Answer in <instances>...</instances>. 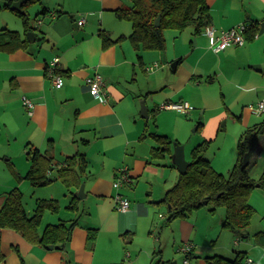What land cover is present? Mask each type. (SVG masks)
<instances>
[{
	"label": "crops",
	"instance_id": "0c3cea01",
	"mask_svg": "<svg viewBox=\"0 0 264 264\" xmlns=\"http://www.w3.org/2000/svg\"><path fill=\"white\" fill-rule=\"evenodd\" d=\"M36 3L32 9V5L28 9V12L33 10L38 13L34 27L29 21L33 28L30 31L35 32L36 40H28V31L24 36L29 43L28 48L13 53L0 52V166H6L11 173L10 176L0 173V211L8 192L18 188L16 185L23 195L37 189L32 197L37 198L34 206L40 199L61 198L55 186L60 182L65 187L61 181L39 190L25 179L30 168L28 144L51 156L58 165L56 169L68 157L76 154L86 156L89 168L81 180V184H85V197L78 198L80 187L68 190V197L65 194L70 202L77 196V210L67 209L68 216L58 221L51 216L53 213L50 211L43 218L47 224L78 218L66 249H49L32 244L17 231L3 229L1 251L5 260L0 264L129 263L133 255L127 244L132 242V234L138 232L141 224L155 227L151 205L159 199L154 195L156 183L165 181L163 195L158 203L166 191L177 183L181 174L172 160L175 145H172V155L158 158L163 163L153 158L152 148L157 144L152 143L150 134L157 132H149L148 128V121L155 118L154 115L160 110L161 105L157 104L160 100H156L155 94L167 88L168 73L158 69V62L149 65L151 54H145L147 50L140 52L142 59H139L129 39L132 26L131 29L117 26L121 24L116 23V19H119L116 11L131 6V0H42ZM207 3L210 7V23L199 34L190 28L187 39L191 47L179 54L176 70L173 69L176 72L179 68V72H183L179 84L187 86L196 80L212 83L221 77L228 87H233L234 92L228 91L232 99H245L251 102V106L256 105L264 100V31L261 33L264 30V0H207ZM12 20L8 14L0 16L1 30L14 26L16 31L23 33L22 19V27L12 24ZM81 20H84V24L79 25ZM242 23L259 26V33L253 39L246 37L245 44L241 46H230L220 52L211 48L210 38L205 34L207 27L214 28L220 34ZM102 33L115 42L105 47ZM145 55L149 57L145 58ZM55 57L60 58L59 69L65 79L62 88H56L47 75V64ZM156 64L158 67H155ZM95 72L100 73L106 82L109 98L105 103L95 99L86 84L87 77ZM153 72L155 74L149 77L143 75ZM178 95L165 94L161 102L189 103L184 96L176 100ZM23 97L34 103L32 115L28 113ZM140 102L147 104L148 118L144 121L140 120L143 118L139 111ZM250 104H244L242 112L238 114L228 108L227 112L219 111L209 118L207 124L203 123L200 129L197 127L195 130H202L204 137L212 138L213 131L217 129L219 133L224 130L222 120L230 112L245 125L237 140L238 146L241 135L260 123L257 117L264 115L254 113ZM252 115L257 117L253 119ZM211 124L213 126L208 129ZM215 125H218L216 129ZM263 154L264 136H261L250 159L249 173L256 180L259 179V171L255 170V176L252 172L257 159ZM108 155L112 157L109 164L104 160L102 165H94L96 157L108 159ZM207 158L213 165V160ZM236 160L227 164L229 171ZM124 166L129 168L132 181L118 189L114 181L118 170ZM15 172L20 179L15 176ZM142 183L148 201L138 194ZM117 194L131 201L129 211L117 209ZM251 197L253 200L250 201ZM249 201L262 212L264 193L251 192ZM168 208L170 211L171 208ZM262 214V226L252 228L250 225L246 242L231 232L229 243L219 249L215 247L218 237L210 234L209 230L202 232L197 218L182 220L183 243L191 242L194 245L189 260L194 258L197 264H209V256L220 255L232 259L236 251H240L246 254L247 264H257L256 261L264 264V247L257 244L255 238L250 239L257 232H264V211ZM221 222L223 227V218ZM44 226L42 223L41 230ZM175 233L179 239V225ZM203 235L207 236L205 241ZM175 245L179 251L183 244ZM158 253L162 254L159 250L155 254ZM204 253L207 254L206 259H202ZM249 259L253 262L250 263Z\"/></svg>",
	"mask_w": 264,
	"mask_h": 264
},
{
	"label": "trees",
	"instance_id": "16d2710c",
	"mask_svg": "<svg viewBox=\"0 0 264 264\" xmlns=\"http://www.w3.org/2000/svg\"><path fill=\"white\" fill-rule=\"evenodd\" d=\"M15 0H0V11L3 8L11 9ZM30 0L21 10L14 11L23 21L24 32L16 30H0V52L13 53L29 46L25 33L33 28L29 23L28 8L35 2ZM132 4L116 11L120 20L132 24L133 31L129 36L139 59L142 51H164L166 49V30L183 32L193 28L195 34L202 32L210 23L211 14L207 0H131ZM26 12V14L23 13ZM161 16L160 27L155 26L156 19ZM259 26L249 24L246 37L253 39L259 33ZM104 46L108 47L115 41L102 33ZM122 38H120L121 40ZM203 123L198 124V129ZM157 145L152 148L153 158H163L172 155V140L162 134H150ZM264 136V119L255 126L248 128L240 137L237 146V160L228 175L218 172L211 161L205 156L210 141H203L192 150V160L186 174H180L177 183L165 193L162 203L170 208L168 222L177 218H184L193 210L209 207L214 212L217 207L225 209L223 227L231 230L239 239L248 237L255 209L249 202L251 192L255 188L264 190V173L256 180L249 173L250 163L243 167L245 154L254 148L258 139ZM27 158L30 168L25 176L33 187H45L55 181H61L70 191L81 186L82 177L87 175L89 160L84 154H76L66 159L58 167L53 158L41 152L34 146L27 145ZM20 179L18 173H14ZM77 201L74 196L68 205L71 211L77 210ZM60 202L57 199H40L32 213L25 207L23 193L14 188L6 196L0 211V263L5 260L1 251V230L13 229L20 233L27 241L47 248L65 250L71 239L73 229L78 224V218L44 226L41 230L44 215L47 211L53 214L60 212ZM255 242L264 247V232L259 231L254 235ZM244 252L236 251L234 258L220 255L207 257L209 264H247Z\"/></svg>",
	"mask_w": 264,
	"mask_h": 264
},
{
	"label": "rangeland",
	"instance_id": "374dc122",
	"mask_svg": "<svg viewBox=\"0 0 264 264\" xmlns=\"http://www.w3.org/2000/svg\"><path fill=\"white\" fill-rule=\"evenodd\" d=\"M34 4L37 3H33L30 7L31 9ZM52 6H54V4ZM4 14H8L13 18V20L11 21L12 24H18V26L22 27L21 18L14 11H12L11 9L3 8L0 11V16H3ZM28 14L29 21L31 22L32 27H34V25H36L35 22L38 18V13L37 11L29 10ZM116 23L121 24L117 26H126V28L128 27L130 29L132 26L129 22L119 19H116ZM9 29L16 30L17 28L11 26L9 27ZM189 30L190 28L184 30L183 32L166 30V49L164 51L150 50L144 52L145 54H151L149 65L158 62L160 66V68L158 69L160 71L162 69V71L168 73L169 84L167 88L161 90L157 95L155 94L156 100H160L157 104L162 105L164 103L161 102V99L165 94L178 95L180 93V96L178 95L176 100H178L181 96H184L185 99L188 100L193 107V110L188 114L181 113L176 110L160 109L154 115L155 118H151V120L148 121L149 132H157L158 134L166 135L172 140L173 145L177 143L180 146H183L185 150L186 160L188 162H191L192 150L196 145H198L199 142H201L203 139L211 140L206 149L205 156L210 157L213 160V167L217 171L228 175L229 168L227 167V164L234 159L236 160L237 140L240 136V133H242V131L245 129L244 122L236 120L234 116L229 112L222 120L224 123V130L217 133L216 126L218 127V125H215L214 127L216 130L213 131L214 136L212 138L204 137L202 135V130L196 131L195 129L201 122L207 124L209 118L216 115L217 112L219 113V111L227 112L226 109L228 108L231 112L238 114L242 112L244 104L249 105L251 102H246L245 99H232L228 91L232 92L234 89L233 87H228L227 82L221 77L217 78L216 81L212 83H207L205 80H196L194 82H191V84L187 86L179 84V78L181 74H183V72H179V68H177V71L174 72L173 64L178 61L179 54L187 51L191 47V43L187 39ZM185 44L187 45V47H185ZM148 57L149 55H145V58ZM190 61H192V59H190ZM154 74L155 72L148 74L144 73L143 75L144 77H149ZM145 105L147 106V104ZM141 110L142 103L140 102L139 111L140 115L142 116ZM252 117L253 119H255L257 116L252 115ZM257 118V122H260L264 118V115ZM142 119L143 121L145 120L144 117L140 120ZM211 126L213 125H209L208 129L211 128ZM148 138L149 136L146 139ZM150 140L152 141V143H154V145L156 144L154 139L151 138ZM102 158L103 157H96L93 162L96 167L97 163L98 165H102L104 160L109 164L112 157L111 155H108V159ZM157 160L160 161L159 159ZM160 162H162V160ZM255 170L259 171L258 175L260 176L258 178H260L264 173V154L257 159L254 171L252 172L254 176L256 175ZM1 172H4L9 176L11 175L6 166H0V173ZM0 181H2V179H0ZM164 184V180H159L156 183L154 187V195L156 196V199H160V197H162ZM55 186L56 188H58L61 196V198H59L61 209L60 213L52 214L51 216H54L58 221L59 219H64V217H66L70 198L66 199V197L69 196L67 193L68 189H66V187H64L60 182H58ZM143 186L144 183H142L140 188L138 189V194H142L148 201L149 197L146 195L147 192L144 190ZM15 187L19 188L18 185H16ZM36 188H38L39 190H44V188L47 187ZM36 191L37 189H32V192L24 193L23 195L26 209L30 213H32L35 208L34 205L37 198L35 199L32 197L34 196V193ZM253 191L264 193V190L260 188H255ZM65 194H67L66 197ZM251 200H253V197H251L250 201ZM157 201L156 203H153L151 205V216H153L156 221L155 227L150 228L148 227V225H146V223L138 226V232L135 235L132 234V242L127 244V246H129L128 250H130V252L132 253L133 258L131 262L125 264H172L174 261H176L177 264H184L185 255L182 252L178 251V247H176L175 243H178L179 245L184 244L180 222H182V220H187L188 218H190V220L192 218H197L198 223H200V227L203 230L202 232L209 230L210 234L218 237V240L215 244V247L217 249L221 248L222 245L229 243L230 236H232L233 232L222 227L221 221L225 216V209L223 207H217L214 212L210 211L209 207H204L201 209L193 210L187 217L177 218L172 220L171 222H168V217L170 216L168 205L166 203H162V200H160L158 203ZM261 208L263 212L264 206H261ZM254 209L255 214L253 216L251 226L252 228H254L255 226L261 227L262 225L260 222L263 214L255 207ZM47 223V220L44 219L43 225H47ZM178 225L179 239L175 233ZM253 238L254 236H251L250 239L252 240ZM202 239L203 241H205L207 239V236L203 235ZM241 240H243V238ZM244 240V242L247 241V239ZM158 250L161 251L162 254H155ZM154 254L156 256L153 258ZM203 255L204 256H202V259H206L205 255L207 254L204 253ZM189 261L191 262V264H197V259L191 258ZM256 262L257 264H259V261Z\"/></svg>",
	"mask_w": 264,
	"mask_h": 264
},
{
	"label": "built area",
	"instance_id": "2783aa9c",
	"mask_svg": "<svg viewBox=\"0 0 264 264\" xmlns=\"http://www.w3.org/2000/svg\"><path fill=\"white\" fill-rule=\"evenodd\" d=\"M40 23V22H39ZM84 24V20L79 22V25ZM249 28V24H239L231 29L224 30L220 34L212 27H207L205 29V34L210 38V46L215 52H220L225 50L230 46H241L246 42V30ZM60 58L55 57L47 64V75L51 79L53 85L56 88H62L65 83L63 74L59 69ZM158 67V64L155 65ZM86 84L89 89L90 94L97 100L105 103L108 101V92L106 88V82L103 76L95 72L93 75L87 77ZM24 105L28 109L30 115L33 114L34 103L23 97ZM160 109L176 110L181 113H189L192 110L191 105L188 102H168L160 106ZM250 109L258 114H264V100L260 101L256 105L250 106ZM132 181L130 176V170L127 166L120 168L117 172L114 186L116 188H121L122 186L129 184ZM115 202L117 209L122 212H127L131 208V201L122 194H117L115 196ZM194 245L191 242L184 243L179 251L185 255L184 264H190L188 259L189 255L193 253ZM249 262H253L249 259Z\"/></svg>",
	"mask_w": 264,
	"mask_h": 264
},
{
	"label": "water",
	"instance_id": "95a60500",
	"mask_svg": "<svg viewBox=\"0 0 264 264\" xmlns=\"http://www.w3.org/2000/svg\"><path fill=\"white\" fill-rule=\"evenodd\" d=\"M29 1L30 0H16L11 5V10H21L22 7L26 3H28ZM23 13L26 14L25 11H23ZM160 25H161V16H159L155 21L156 27H160ZM262 26H264V24H262ZM263 31L264 30H262L261 33ZM27 38L30 42H34L36 40L35 32H33V31L28 32ZM176 65H177V62L175 64H173L174 70H176ZM141 113H142L144 118H148V109H147V106L145 105V103H142ZM252 155H253V148H250V150L244 156L243 167H246L249 165ZM172 160H173V163L178 167L179 172L181 174H186L187 169H188L189 165L191 164V162H188L186 160L185 150H184L183 146H180L179 144L175 143L174 153L172 155ZM77 196L79 199H82L85 197V184H81L80 189L77 193ZM47 248L53 249L54 246L50 245Z\"/></svg>",
	"mask_w": 264,
	"mask_h": 264
}]
</instances>
